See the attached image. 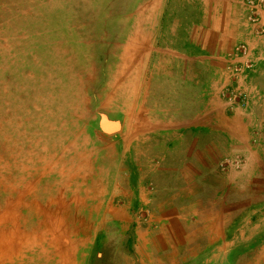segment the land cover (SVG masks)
Listing matches in <instances>:
<instances>
[{"label": "crops", "instance_id": "obj_1", "mask_svg": "<svg viewBox=\"0 0 264 264\" xmlns=\"http://www.w3.org/2000/svg\"><path fill=\"white\" fill-rule=\"evenodd\" d=\"M133 1L102 105L119 153L95 260L264 264V0Z\"/></svg>", "mask_w": 264, "mask_h": 264}, {"label": "rangeland", "instance_id": "obj_2", "mask_svg": "<svg viewBox=\"0 0 264 264\" xmlns=\"http://www.w3.org/2000/svg\"><path fill=\"white\" fill-rule=\"evenodd\" d=\"M134 5L139 2L0 0V141L12 146L13 140H28L25 152L37 151L32 159L48 165L37 192L31 183L29 192L16 188L14 194H0L7 204L32 194L44 208L39 217L47 235L37 241L54 256L47 261L33 252L37 264H100L93 249L96 240L95 254L100 252L103 236L96 235L119 153L108 135L113 128L102 105L114 99L109 89L117 82L111 76L118 66V46L131 34ZM51 154L59 164L56 172L51 170ZM16 203L20 207L23 199ZM30 216L29 226L35 227L36 219ZM55 225L62 232L70 227L69 233L58 236ZM12 227L24 230L19 224ZM56 236L70 242L73 251L60 255L62 242L57 246Z\"/></svg>", "mask_w": 264, "mask_h": 264}, {"label": "bare ground", "instance_id": "obj_3", "mask_svg": "<svg viewBox=\"0 0 264 264\" xmlns=\"http://www.w3.org/2000/svg\"><path fill=\"white\" fill-rule=\"evenodd\" d=\"M57 42L59 41L57 40ZM13 141L14 142H12V146L9 145L8 141H5V143L0 141V148H1L0 149V193H3L5 190H7L8 193L14 194L16 191H18L17 189H20L23 192H29L30 188H28L27 191V187L30 186L31 183H35L34 191L36 190L35 192H37L39 189H41L42 173H44V171L48 168V165L44 163L45 161H40L39 163H37L32 159L33 155L37 154L36 153L37 151L29 152V153L25 152L26 149H28V145L30 144L28 140H26L25 142L24 140L20 141L22 144L16 143L15 140ZM49 156L52 158L53 154ZM30 159H32V162L30 161ZM56 159L52 158L50 159L51 160L50 162L54 163L57 161ZM57 166H59V164L54 163V165L51 167V170L55 171L57 169L56 168ZM85 170H86V174L90 173L88 167ZM12 171L13 173H15V176H13L12 174L11 177L9 176L8 179L7 177H4L6 174H7L6 176H8L9 173H11ZM2 175L4 176L1 177ZM4 179L7 180L3 182ZM49 179L50 178H46L45 182H48ZM5 186L6 187L8 186L7 189ZM12 188L14 189L11 190ZM29 197L31 198L28 199ZM22 199H23V205L19 207L18 203L16 202H19ZM37 201L38 199L36 197H33L32 194L30 195L23 194L21 197L13 201L15 204H9V203L7 204L6 202H4V196L0 194V205L3 202L6 203L5 205H3L4 204L3 203L0 206V264H37V260L31 259L30 255H33L32 254L33 252H36L35 255L39 256L40 258L41 257L43 259L48 258L45 259L47 261L52 259L50 256H54L51 253H49L48 250L44 249L45 246H39L40 242L37 241L38 239H42L47 235L45 230H43L42 226H40L39 215L40 213L43 212L44 208H39ZM29 205H31L32 209L28 207ZM35 207H37L39 211L35 209ZM24 208H28L27 211H29V213L32 214V216L36 219V224H35L36 228L34 226L33 227L31 226L32 228L29 229L26 228L21 232L15 229L14 227H12L11 229L12 225L19 224L18 222H14V221L18 219L22 220L24 218L22 217ZM7 218H11L9 219L10 221L7 222L8 220ZM54 227L57 231L58 236H60L61 233L63 234L69 233L70 230V227H68L67 229H65V231L62 232L63 229L59 230L58 225H55ZM74 232H76V230H74ZM33 238H36V240ZM59 241L62 242L61 244L62 247H60V255H62L63 253H68L73 251L72 247L70 246V242L69 244H65L63 239L58 240L56 236L55 244L57 246H59ZM37 248L38 251L35 250ZM70 255H74V254L72 253Z\"/></svg>", "mask_w": 264, "mask_h": 264}, {"label": "built area", "instance_id": "obj_4", "mask_svg": "<svg viewBox=\"0 0 264 264\" xmlns=\"http://www.w3.org/2000/svg\"><path fill=\"white\" fill-rule=\"evenodd\" d=\"M251 2H252V1H251ZM250 20H251L256 26H259V20H258V18H257L255 15L252 16V17L250 18ZM258 31H259V30H258ZM259 32H264V31L262 30V31H259ZM257 33H258V32H257ZM240 52H241L242 56H246V55L248 54V51H247V49H246L245 46H242V47L240 48ZM249 66H251V65H249ZM240 72H241V68H235L234 71H233V73H232V77H231V78H232V79H235L236 76L240 74ZM243 97H244V95H243ZM246 98H247V97H245V99H244V105H245V103H246ZM230 164H234L237 168L240 167V163H239V162H236V161H229V162H227V163H225V164H221V169H222V170H225V169L228 167V165H230Z\"/></svg>", "mask_w": 264, "mask_h": 264}]
</instances>
